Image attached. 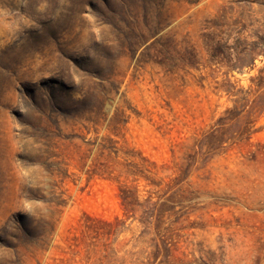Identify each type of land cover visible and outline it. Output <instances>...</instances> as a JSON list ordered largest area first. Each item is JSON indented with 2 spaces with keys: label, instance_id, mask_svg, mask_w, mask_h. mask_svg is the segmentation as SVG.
<instances>
[{
  "label": "rangeland",
  "instance_id": "rangeland-1",
  "mask_svg": "<svg viewBox=\"0 0 264 264\" xmlns=\"http://www.w3.org/2000/svg\"><path fill=\"white\" fill-rule=\"evenodd\" d=\"M258 8L0 0V264H264ZM42 219L46 244L20 239Z\"/></svg>",
  "mask_w": 264,
  "mask_h": 264
},
{
  "label": "trees",
  "instance_id": "trees-1",
  "mask_svg": "<svg viewBox=\"0 0 264 264\" xmlns=\"http://www.w3.org/2000/svg\"><path fill=\"white\" fill-rule=\"evenodd\" d=\"M196 1V0H194ZM247 3L253 5V4H257L258 5V14H262L264 12V0H246ZM251 15L257 14L255 13V11H250ZM258 25V29L256 31L253 32L252 35L248 34L247 36L245 35L243 37L244 43H246V45L244 46V49L242 51L243 56L245 57H250L253 55V53H255L254 47L257 46L260 49V54H262L264 56V16L260 17V19H254ZM242 21H244V23L242 24V28L243 30H245L248 26L246 25V18L242 17ZM251 25V24H250ZM238 35L242 36L243 32L238 31L237 32ZM136 35H139L140 37H142L141 40H137V42H134V44H131V46L134 45H139L140 46H144V50L145 53L147 52V54L153 50V55L157 58H160L157 60L158 63L162 64L163 66L167 67V68H171L173 66L176 65V61H177V57L176 55L178 54V51L175 47V44L172 40H168L166 41H162V40H158V39H154L151 43H147L148 41L143 39V34L141 33H137ZM139 36H136L137 39H139ZM252 39L250 43H247L248 39ZM140 43V44H139ZM233 48V47H232ZM216 54H212V56H215ZM252 64L254 63V58L252 59ZM181 61H183L186 65H190V66H195L196 61H195V55H193V53H191L189 51L188 53V57L186 59H181ZM227 93H232L234 95H237L239 93L240 90H226ZM121 199H122V204L125 207H128L130 205H133V202H131V198H129L128 196V190L127 189H121ZM63 200L59 199L57 200L52 199L51 203L55 206V207H59L62 205ZM137 205H139L141 208L142 205L137 203ZM144 211V210H143ZM146 213V210H145ZM142 223H145V221L143 220ZM51 224V221L49 219H42L39 222V225H37V223L29 228L26 227H22V234L19 236L20 239H25L23 237H34L36 238V242L40 245H44L47 243V241L49 240L50 236H51V232H49V230L47 229V227H49V225Z\"/></svg>",
  "mask_w": 264,
  "mask_h": 264
}]
</instances>
